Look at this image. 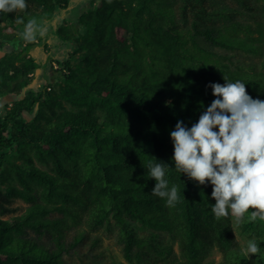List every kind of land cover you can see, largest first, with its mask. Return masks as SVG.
Segmentation results:
<instances>
[{"label":"trees","instance_id":"obj_1","mask_svg":"<svg viewBox=\"0 0 264 264\" xmlns=\"http://www.w3.org/2000/svg\"><path fill=\"white\" fill-rule=\"evenodd\" d=\"M88 2L72 20L61 18L72 0L0 12V264H206L215 250L221 264H264V222L217 220L212 185L175 170L170 138L178 121L198 122L223 77L264 100V0ZM18 18L45 35L24 41ZM55 41L66 55L44 64L38 49ZM54 63L60 79L34 88ZM150 160L177 186L174 207L152 195ZM101 229L125 262H103ZM248 240L257 256L242 253Z\"/></svg>","mask_w":264,"mask_h":264},{"label":"clouds","instance_id":"obj_2","mask_svg":"<svg viewBox=\"0 0 264 264\" xmlns=\"http://www.w3.org/2000/svg\"><path fill=\"white\" fill-rule=\"evenodd\" d=\"M26 8V0H0V12ZM16 22L24 25L20 36L26 42L45 35L34 18ZM223 78L226 83L209 85L216 99L198 122L189 128L178 121L171 131L174 168L199 185H212L211 211L217 220L231 216L236 224L246 217L264 222V100L249 96L244 82ZM147 174L156 182L152 195L174 207L180 196L175 184L169 188L165 164L148 161ZM241 251L248 258L260 248L248 240Z\"/></svg>","mask_w":264,"mask_h":264},{"label":"rangeland","instance_id":"obj_3","mask_svg":"<svg viewBox=\"0 0 264 264\" xmlns=\"http://www.w3.org/2000/svg\"><path fill=\"white\" fill-rule=\"evenodd\" d=\"M77 0H73L72 2H76ZM230 3L234 6L235 3L233 2H227ZM72 17H70V20H72L75 15H76V11L75 9L72 11ZM83 31V30H82ZM20 47V46H18ZM220 53H223V50H219ZM0 54H2V51L0 50ZM239 58L241 59L242 62H244L245 64H250L251 62H260V58L259 57H254V56H247V55H240ZM54 70H52V80L53 82L57 81L60 79L61 74L57 73L55 70L58 69V64L54 63ZM44 83V82H43ZM32 86L34 88H41L42 86V82L39 81L38 78H34L32 81ZM30 118V116L28 117ZM15 207H18L19 210L16 214H21L24 209L27 207V204H25L23 201L21 200H17L14 205ZM12 215H8L5 218L8 219L10 218ZM93 235H99L102 237V243L101 246L97 248V252H101L103 255V262L107 261L110 262L112 259H117V260H121L124 261L123 258V254H122V249H121V245L118 241L117 235L115 233L109 232L106 229H101L100 231L94 233ZM242 242H244L243 240H241ZM174 250L175 252L178 254L179 253V247L178 244H175L174 246ZM223 260L222 257V253H220L218 250H215L211 256L206 260V264H221ZM69 264H82L81 260L79 257H74V258H70L69 259Z\"/></svg>","mask_w":264,"mask_h":264},{"label":"crops","instance_id":"obj_4","mask_svg":"<svg viewBox=\"0 0 264 264\" xmlns=\"http://www.w3.org/2000/svg\"><path fill=\"white\" fill-rule=\"evenodd\" d=\"M88 1L89 0H77L75 3L72 2L71 6L61 14V18H70L72 16L71 13L74 9L76 12H79L81 10H84L85 8H88L90 6V3ZM65 49V46H62L61 44H59V42L55 41L50 45L49 49L46 50L45 53H43L41 49H38L37 56L39 57V60H42L45 64L48 61V58L51 56H54L56 59L63 58L66 55ZM52 74V67L49 65L47 69H43L42 71L38 70V72L36 73V78H38L40 82H43L44 78L46 77L52 78Z\"/></svg>","mask_w":264,"mask_h":264}]
</instances>
